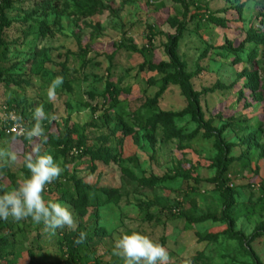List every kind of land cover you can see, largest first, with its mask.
<instances>
[{
  "label": "rangeland",
  "instance_id": "374dc122",
  "mask_svg": "<svg viewBox=\"0 0 264 264\" xmlns=\"http://www.w3.org/2000/svg\"><path fill=\"white\" fill-rule=\"evenodd\" d=\"M6 1L0 71L14 83L0 79V149L18 160H0V194L31 175L23 161L33 143L8 138L13 122L3 117L15 112L31 128L43 105L56 119L42 122L41 154L61 167L63 189L42 196L69 206L88 235L99 233L82 251L92 256L88 264H124L114 240L132 232L163 245L169 264H264V0H184L186 18L177 0ZM211 17L227 27L209 25ZM43 25L50 34L41 36ZM249 32L259 33L254 42ZM172 59L192 77L199 123L178 85L168 84L147 109L157 81L178 73H153L144 62L169 66ZM57 76L63 84L49 101ZM107 84L122 91L117 104L103 96ZM118 123L124 131L114 134ZM98 151L110 152L111 161L92 162ZM225 159L222 179L234 192L237 218L231 225L221 218L216 176ZM151 178L166 181L158 186ZM75 181L110 191L111 203L76 210L69 202ZM42 229L28 218L0 232L12 254L1 264H63V243L74 231Z\"/></svg>",
  "mask_w": 264,
  "mask_h": 264
},
{
  "label": "clouds",
  "instance_id": "9594fccd",
  "mask_svg": "<svg viewBox=\"0 0 264 264\" xmlns=\"http://www.w3.org/2000/svg\"><path fill=\"white\" fill-rule=\"evenodd\" d=\"M62 84V76L52 80L47 90L49 101L57 99L56 89ZM3 118L13 122L10 130L13 141L17 137H24L33 143L30 153L23 161L31 175L19 180L16 188L0 194V219L8 220L11 217L18 222L31 218L35 224H43L44 232L53 235L57 229L76 231L78 225L69 206L51 200L46 202L42 196L45 186L57 180L62 172L52 155L41 154L42 143L47 142L42 122L45 119H56L55 114H46L43 105L37 106L33 111L35 123L31 128L26 127L23 117L15 112L6 113ZM4 159L8 164H13L17 162L18 155L9 148L0 149V160ZM86 236L85 232H80L74 242L84 243ZM113 252L123 259L124 264H169L168 250L138 232L116 237Z\"/></svg>",
  "mask_w": 264,
  "mask_h": 264
},
{
  "label": "trees",
  "instance_id": "16d2710c",
  "mask_svg": "<svg viewBox=\"0 0 264 264\" xmlns=\"http://www.w3.org/2000/svg\"><path fill=\"white\" fill-rule=\"evenodd\" d=\"M2 2V8L0 11V30L5 26V19L2 16L3 11L6 7L9 6V2L6 0H1ZM177 3L181 4L184 7V14L183 18H186L187 15V5L184 0H177ZM238 10V8H237ZM236 13H239L236 12ZM238 15V14H237ZM207 23L211 26L217 27V28H226L227 27V21L222 19L218 20L213 17L207 19ZM179 25H182L181 22L177 23ZM50 34L49 29L46 25H43V31H41V36L43 35ZM257 35L259 33H254V32H249L247 34V41L248 42H254V39H256ZM172 48H175V45H172ZM6 49V48H5ZM144 67H146L149 71L153 73H158V74H165V70L167 69H174L178 74L175 75H167L160 81H157V86L159 88L158 92L155 94L153 99H150L147 101V109L152 110L155 108L157 105V99L162 95L164 89L167 87L168 84L172 85H178L181 91L186 95L188 101H189V106L191 108V115L193 116V119L195 122H200V114H199V108L193 102L192 100V92H191V87L188 83V80L191 79V76H183L180 74L179 71V66L176 63L175 59L171 60V65H152L150 63H147L146 61L144 62ZM9 72L8 71H0V79L3 78V82L7 84L8 86L10 84H13L12 79H9ZM122 93L119 89L113 88L110 84H107L105 91H104V97L107 98L108 101H111L114 104H117V99L119 95ZM170 120V119H169ZM124 131V125L122 123H118L114 126V131L113 133L116 134L118 132H123ZM8 138H12V136H8ZM113 150V149H111ZM110 150V152H112ZM118 150V147H115V151ZM114 151V150H113ZM110 152L104 154L100 151L97 152V154H92L89 155L92 162H101L107 164L110 162ZM112 158V157H111ZM228 164L225 162H219L218 163V171L216 176L219 178V182H221V185L219 187L220 192H221V197L223 198V211L221 213V218L227 222V224L231 225V223L235 222L237 220L236 217H232L231 215V207L232 203L234 201L233 195L234 192L229 189V187L226 185L224 182L223 175L227 171ZM166 179H154L151 178V182L153 184H157L160 186L161 184H165ZM74 194H75V199H71L69 202L71 205L76 208V210H81V209H87V208H93L97 210L100 207H103L107 204H110L112 201V194H110V191L107 190H98L95 187H89L86 186L78 181L74 182ZM63 189V184L62 182L59 181H54L51 184H48L45 186L44 192L42 194L46 193H51L53 191ZM65 199V197H63ZM178 216H184L182 213L178 214ZM14 227V220L9 217L8 220H3L0 219V232L2 231H11L12 228ZM80 232H86V229L84 226H79L76 231L71 232L65 237L64 243H63V248L64 252L66 254V260L63 264H88L89 259L92 258V256L88 255H82V251L89 246L93 241L94 238H96L99 233L95 232L93 236H90L87 234L86 240L84 243L81 244H76L74 241L78 237ZM232 236L237 239L236 235L232 233ZM7 240L6 239H0V264L2 261L6 260L9 258L12 254L6 253L4 250V247L7 246ZM6 264H14L11 261H7ZM30 264H35L34 262H31Z\"/></svg>",
  "mask_w": 264,
  "mask_h": 264
},
{
  "label": "built area",
  "instance_id": "2783aa9c",
  "mask_svg": "<svg viewBox=\"0 0 264 264\" xmlns=\"http://www.w3.org/2000/svg\"><path fill=\"white\" fill-rule=\"evenodd\" d=\"M12 127H13V125L12 126H10L7 130H6V132H5V134L6 135H8V136H12L13 134L11 133V129H12Z\"/></svg>",
  "mask_w": 264,
  "mask_h": 264
}]
</instances>
